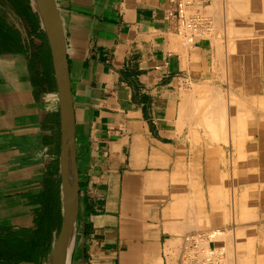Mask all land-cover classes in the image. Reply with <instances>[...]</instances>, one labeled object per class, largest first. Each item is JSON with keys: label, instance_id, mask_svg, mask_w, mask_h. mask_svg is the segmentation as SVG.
I'll return each instance as SVG.
<instances>
[{"label": "crops", "instance_id": "crops-1", "mask_svg": "<svg viewBox=\"0 0 264 264\" xmlns=\"http://www.w3.org/2000/svg\"><path fill=\"white\" fill-rule=\"evenodd\" d=\"M53 1L76 125L72 264H264V0ZM6 54L30 86L0 77V264H51L60 99L31 0H0Z\"/></svg>", "mask_w": 264, "mask_h": 264}, {"label": "water", "instance_id": "water-1", "mask_svg": "<svg viewBox=\"0 0 264 264\" xmlns=\"http://www.w3.org/2000/svg\"><path fill=\"white\" fill-rule=\"evenodd\" d=\"M49 41L60 99L62 149L60 158L62 225L51 264H72L77 240L76 125L64 31L53 0H31Z\"/></svg>", "mask_w": 264, "mask_h": 264}, {"label": "clouds", "instance_id": "clouds-1", "mask_svg": "<svg viewBox=\"0 0 264 264\" xmlns=\"http://www.w3.org/2000/svg\"><path fill=\"white\" fill-rule=\"evenodd\" d=\"M21 58L19 56H13L6 54L0 56V77L4 80V87L14 92H20L25 87L30 86L21 81L22 74L27 73L26 64H20Z\"/></svg>", "mask_w": 264, "mask_h": 264}, {"label": "trees", "instance_id": "trees-1", "mask_svg": "<svg viewBox=\"0 0 264 264\" xmlns=\"http://www.w3.org/2000/svg\"><path fill=\"white\" fill-rule=\"evenodd\" d=\"M61 182L58 183H54L52 181H50V185L48 187V194H47V199H48V203H50L55 209L56 211L54 212L56 215V219H58V223L57 226L53 224V221H51V224L49 225V228L51 229V231L54 230L55 227H60V211H61ZM54 215V216H55ZM45 223L43 224V226L45 227Z\"/></svg>", "mask_w": 264, "mask_h": 264}, {"label": "rangeland", "instance_id": "rangeland-1", "mask_svg": "<svg viewBox=\"0 0 264 264\" xmlns=\"http://www.w3.org/2000/svg\"><path fill=\"white\" fill-rule=\"evenodd\" d=\"M49 214L51 215L52 220L55 221V225L57 226V224H56V220H55V219H56V215H55V213L51 211ZM54 215H55V216H54ZM55 225H54V226H55Z\"/></svg>", "mask_w": 264, "mask_h": 264}, {"label": "built area", "instance_id": "built-area-1", "mask_svg": "<svg viewBox=\"0 0 264 264\" xmlns=\"http://www.w3.org/2000/svg\"><path fill=\"white\" fill-rule=\"evenodd\" d=\"M205 264H213L212 257H209L206 261Z\"/></svg>", "mask_w": 264, "mask_h": 264}, {"label": "bare ground", "instance_id": "bare-ground-1", "mask_svg": "<svg viewBox=\"0 0 264 264\" xmlns=\"http://www.w3.org/2000/svg\"><path fill=\"white\" fill-rule=\"evenodd\" d=\"M34 2H35V0H34Z\"/></svg>", "mask_w": 264, "mask_h": 264}]
</instances>
